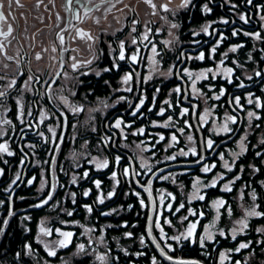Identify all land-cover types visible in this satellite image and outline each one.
I'll list each match as a JSON object with an SVG mask.
<instances>
[{
    "label": "trees",
    "instance_id": "1",
    "mask_svg": "<svg viewBox=\"0 0 264 264\" xmlns=\"http://www.w3.org/2000/svg\"><path fill=\"white\" fill-rule=\"evenodd\" d=\"M204 5L211 8L210 13L204 11ZM259 5H264V0H253L251 5L247 0H192L187 8L162 11L168 16V22L161 27L160 19L148 24L151 29L149 41L156 45L160 53L157 56L159 71L153 73L151 79H146V76L152 45L149 41L140 43L138 40L140 32L146 31V16L133 10L121 26L116 24V29L126 26L127 29L135 27L136 31H126L125 38L115 39L110 46L113 60L108 58L109 50L101 49L98 59L80 70L88 72V75L81 76L71 69L70 64H66L64 72L69 77H78V80L65 79L61 75L54 84L51 83L48 98L51 121L48 126L44 122L47 95L41 97L43 123L40 122L37 127H25L18 118L16 99H23L26 111L29 101L26 92L4 97L0 105V133L6 135H0V143L7 142L14 155L0 153V169H3V175H0V201L3 202L0 204V264H101L96 259L98 255H107V264H152L154 256L157 264H173L156 251L148 236L150 201L145 191L148 184L156 208L153 235L166 253L176 259L219 264L220 252L232 250L240 242L251 241L249 249L239 253L230 251V259H226L224 264H235V261L264 264V244L257 243L264 240V235L256 231L264 227V217L248 218L249 228L244 234H239L236 241L231 239L230 231L237 226L236 221L244 218L245 210L254 204L259 206L257 211L264 212V144L260 143L264 140V109L247 103L249 93L254 94V100L259 97L264 102V39L258 41L242 34L243 31H259L264 37V21L259 18L264 11L258 8ZM150 6L147 3L142 9ZM245 14L250 20L247 24L240 20V16ZM223 20L229 23L224 24ZM134 21L138 23L134 24ZM172 23L178 24V27L174 28L176 36L169 38ZM208 24H211V35L202 31ZM237 29L241 30L240 34L233 36L232 32ZM221 34L226 37L222 42ZM133 38L137 44L131 43ZM121 40L125 42L126 57L139 51L138 63H132L127 58L124 61L116 59ZM164 41L171 43L165 45ZM218 43L216 53L212 54L211 48ZM239 44L244 47L238 48L235 53L230 51L232 46ZM201 52L205 56L202 61L197 59ZM221 61L223 67L234 70L230 78L232 82L229 83V78L220 74L214 76L209 73L208 79L198 81L199 93L194 97L189 87L190 79L184 70L215 69ZM114 63L119 64V71H102L112 68ZM97 71L102 74L96 76ZM256 71L262 75L256 77ZM130 72L133 73V80L128 84L131 92L123 89L122 82L124 75ZM248 76L253 79L248 80ZM240 82L246 87H238ZM177 87L180 88L179 93L174 91ZM221 90H224L223 95H220ZM217 95H220L219 100L214 98ZM61 96L72 98L76 106L83 107V111L72 114L62 106ZM236 96L241 98L243 108L235 104ZM120 97L125 99L117 102ZM141 99L144 100L143 106H139ZM100 102L104 103L100 105ZM105 103L108 107H104ZM96 105L99 110L86 116L84 108ZM138 106L139 111L133 116L132 112ZM161 108L165 109L164 115H159ZM184 108L189 109L187 114H182ZM205 110L210 113V118L202 125L200 116ZM248 111H256L261 119L249 122ZM227 116H236L237 123L229 121L233 131L218 134L212 128L213 123H222ZM27 117L29 113L25 112L23 120ZM117 119L124 122L119 129L115 127ZM4 120H10L11 125L4 124ZM30 121L31 118L27 124ZM165 123L169 124L167 128L161 126ZM140 128H144L143 134L139 133ZM180 129H183L182 133ZM173 134L177 141L171 139ZM161 135L164 140H160ZM188 136H192L193 140L189 141ZM245 136L247 152L234 156L233 153H240L239 143ZM208 139L214 141L211 149L206 147ZM193 148L198 155L192 154L190 149ZM182 151L188 152V155H182ZM221 154L230 165L234 163L233 171L223 167ZM117 156L121 157L118 164ZM172 156L176 159H171ZM99 159L108 160L109 166L97 168L95 160ZM145 163L147 167L142 166ZM212 164L216 167L208 173L203 172L204 166ZM125 168L129 170L127 176ZM254 168L259 171H254ZM85 172L87 177H84ZM113 172L117 174L118 184L112 179ZM220 175L224 176L223 180H218ZM237 175L241 179L231 184L232 191H224L223 185ZM73 176L77 178L76 184L71 182ZM165 176L168 179H163ZM197 179L202 182L197 187L205 196L203 201L191 197ZM213 179L218 180L216 187H204ZM30 180L31 184L28 183ZM96 180L101 182L99 189L95 186ZM88 190L90 195L85 197L83 192ZM109 191H115L116 195L107 198ZM72 193H75V204L72 203ZM101 193L105 196L104 204L98 203ZM253 193L255 200L252 199ZM48 195L53 197L48 204L34 207ZM141 199L147 206L141 205ZM217 200L225 201L219 209L214 206ZM86 204L93 207L91 214L86 212ZM169 204L170 211L167 208ZM180 204H184V208H180ZM68 211H73L74 215L68 216ZM102 212H112V215L104 216ZM192 212L196 214L192 215ZM193 222H198L197 237L204 235L206 228L214 234V242L206 241L205 249L198 243L181 240L178 244L170 239L186 233ZM157 224L163 227V232ZM41 225L52 229L53 235L43 236ZM86 228L93 231L86 233ZM56 229L71 231L75 235L69 247L57 248V256L50 257L44 244L55 246L60 237ZM220 231H224L227 238L220 236ZM127 233L132 235L129 237ZM101 237L103 244L99 243ZM141 237L144 244L140 243ZM80 243L86 246L84 253L78 250ZM26 246L31 247V253Z\"/></svg>",
    "mask_w": 264,
    "mask_h": 264
},
{
    "label": "snow or ice",
    "instance_id": "2",
    "mask_svg": "<svg viewBox=\"0 0 264 264\" xmlns=\"http://www.w3.org/2000/svg\"><path fill=\"white\" fill-rule=\"evenodd\" d=\"M122 2H123V0H99V3H97L96 0H64V9L70 15L66 19L65 17H61L59 15V13H56V20L58 21V23L56 24V28L59 29V31H57L55 33V35H56V40L59 42V45L61 46L60 49H59V52H60L61 55H60L59 59H57V56H55V55H53L51 57V59L54 62V64H58L60 66V70L59 71H55L54 73L50 74L49 78L51 80V83L54 84L56 82V80L61 77V75H63V77L65 79H77L78 80V77H69L66 72H63V67H64V64H65V60L63 59V53L71 51V52H74V53L78 54L79 51H80L78 48L69 49V48L64 47V45H65V35H64V33L65 32H68L70 34V38L72 40H76V39L83 40L86 43L87 50H88V52L91 55L90 59H78L77 55H71L69 57V60L71 61L69 66L71 67V69L74 72H78L79 75H81V76L88 75L89 74L88 72L80 71V70L82 68L89 67L90 65L93 64V62L95 60L98 59V57L95 55V53L93 51V44L98 39V37H95L91 32L85 31L83 28L78 27L76 23H73V21H76L78 23H84L85 19H92L93 18L92 14L94 12H96V11H99L101 7H104L105 8V12L108 13V12H111L112 9L116 7L117 3H122ZM145 2L150 4L153 9L156 8V5L154 3H152V0H145ZM169 2H170V0H169ZM191 3H192V0H182V3H181V5L179 7L180 8H187ZM247 3L249 5H251L253 3V0H247ZM13 4H15L18 8H23L24 5L20 3V0H8L9 15H11V19L13 21H15L16 20V16L13 15L12 12H11ZM49 4H51L54 7L55 6V0H49ZM42 6L45 8V10H48V4H45V0H36L35 8L36 9H40ZM233 7H235V5H233ZM161 8L165 12L171 11L169 9V7H168V4L161 5ZM258 8L261 11H264V5H259ZM3 9H4V3L2 2V0H0V57H3V60H6V61H14L16 63V65H17V68L19 69L18 74L19 75H23L24 74L23 70L20 68V59H19L20 53L17 52L15 55H9L8 54V47L11 46L12 41L15 40L16 37L13 35V33H14L13 25L11 23L7 22L8 21V16L5 15V12L3 11ZM204 11L210 13L211 12V8H209L207 5H204ZM153 14H155V13H153ZM23 18H24V20L26 22L27 21V16H23ZM37 18L39 19V17H37ZM259 18H260L261 21H264V14L260 15ZM240 20H242L245 24L250 22L249 16L247 14L241 15L240 16ZM94 22L97 25H99L101 23L100 18L99 17L95 18ZM60 23H65V27L64 28H60ZM133 23L134 24L138 23V21H134ZM222 23L228 24L229 21L228 20H223ZM5 24H7V28L6 29H5ZM177 27H178V24H176V23H172L171 24V28L174 29V28H177ZM209 28H211V24H208L207 26L203 27L202 31L205 34L211 35L212 33L209 32ZM24 31H25V33L27 32V28L26 27H25ZM117 31H122V29H118ZM131 31L135 32L136 28L133 27L131 29ZM240 31L241 30H239V29L234 30L232 32V35L233 36H237L238 34H240ZM150 32H151V29L147 28V26H146V32L143 35L142 39L145 40V41H149L148 33H150ZM199 34L200 33H194V35H199ZM242 34L244 36L252 37V38H254L255 40H258V41L264 39V37L261 36V33L259 31L253 32V33H250V32H247V31H243ZM112 35H115V33H112ZM170 35H171V33H170ZM32 39H35V37L33 36ZM224 39H226V37H224L221 34L220 42H222ZM88 42H92V43H88ZM131 43L132 44H137V40L135 38H133ZM149 43H151V41H149ZM170 43H171V41H164L165 45H168ZM217 47H219V43L217 44L216 47H212L211 48V53L212 54L216 53ZM243 47H244L243 44L232 46L230 48V51L235 53V52H237L238 48H243ZM50 50H51L52 53H57L58 52V49H57V46H56L55 43L51 46ZM42 51L43 52H48L49 49L48 48H43ZM151 52L153 53V56L151 58V64L153 66H156V65L159 64V61L156 59V57L159 56L160 53L157 51V47H156L155 44L152 45ZM224 55L227 56V53H224ZM43 58L44 57H43V55L41 53H39V52L36 53L35 59L37 61H40ZM126 58L130 59V61L132 63H138L139 60H140V56H139V52L138 51L135 52L134 54H132L130 57H126L125 42L123 40H121L119 42V55H118V57H116V59H118L119 61H124V60H126ZM197 59H199L201 61L204 60L205 59L204 53L201 52L200 55L197 57ZM222 64H223V61H221V65ZM237 66L240 67V65H237ZM9 67H10V65L8 63H4L2 60H0V71H3L5 73L4 75H0V80H5L7 78L6 70L9 69ZM50 67H52V65H50ZM113 69L119 71V64L118 63H114L112 65V68H104L102 71L103 72H110ZM184 71H185L186 75L188 76V78L192 80V89H193L194 92H199V90L196 88L197 81L203 80V79H208V74L209 73H213L212 69H208L207 71L200 72L199 74H195L192 71H189L187 69H185ZM223 71L227 74V78H229V83H231L232 81H231L230 77L233 75L234 70L232 68H225ZM101 74H102L101 71H97L95 73L96 76H100ZM168 74L169 75L171 74V69L169 70ZM216 74L217 73H213V75H216ZM261 75H262V73L260 71H256L255 72V76L256 77H260ZM151 78H152V76L149 75L148 79H151ZM33 79H35V81L37 83H39L40 77H39V75H36V76L29 75L28 79H27V81H25L23 87L25 89L31 90L30 84L33 81ZM247 79L248 80H252L253 77L252 76H248ZM132 80H133V73L130 72V73H127V74L124 75L122 82L124 84H129V82L132 81ZM16 82H17L16 78H12L10 81H8L7 87L8 88H13L16 85ZM44 83L48 84L49 81L45 80ZM50 87H51V85H49V88ZM238 87L244 88V87H246V85L243 82H240ZM125 90L131 92L132 88L128 87ZM69 91H71V89H69ZM157 91H158V89H157ZM174 91L179 93L180 92V88L177 87L176 89H174ZM223 93H224V90H221V94L220 95H223ZM7 95H8V93L6 91L0 90V98H4ZM72 95H75V93L72 92ZM220 95H217L214 98L216 100H219L220 99ZM253 95L254 94H252V93L248 94L247 103L249 105L255 104V106L257 108L264 109V102H262L259 97H256L255 100H254L253 99ZM59 99L62 100L63 103L69 107V110L73 114H78L79 112L83 111V107L82 106H72V105H70L68 103V100H67L66 97L61 96V97H59ZM124 99H125L124 97H120L117 102H119L121 100H124ZM240 99L241 98L239 96H236L234 98V101H235L236 105H239L241 108H243V105L240 104ZM165 103H169V102L165 101ZM143 104H144V100L141 99L140 102H139V106H143ZM18 106H19V109H20L21 123H23V114H24L23 113V105L19 104V102H18ZM139 106L137 107L136 111L132 112L133 116H135L136 113L139 111ZM104 107H108V105L105 103ZM98 110L99 109H92V111H98ZM188 111H189V109L184 108V109H182V114H187ZM164 113H165V109L161 108L160 112H159V115H164ZM29 115H31V113H29ZM205 115H207V113ZM203 118L204 117H202V119ZM247 118H248L249 122H251L252 120H260L261 119L260 115H258V113L256 111H248L247 112ZM66 119H67V117H65V120ZM171 119H172L171 117L168 118L169 121H171ZM229 121L232 124H236L237 123V117L236 116H227L225 122L218 129V134L219 133L228 134V133H231L233 131V129L229 127ZM3 123L11 125V121L10 120H4ZM41 123H43V119L41 120ZM123 123H124L123 120L117 119L116 122H115V127L119 129V128H121V125ZM127 126L131 127V125H127ZM161 126L167 128L169 126V124L165 123V124H163ZM188 127H191V125H188ZM257 127H259V125H257ZM49 131L53 133V136H55V132H54L53 129L50 128ZM93 131H95L94 128H93ZM144 131H145L144 128H140L139 129V133L140 134H143ZM180 131L182 133L183 129H180ZM0 135H6V133H0ZM41 135H43V133H41ZM125 139H126V137H125ZM164 139H165V137L163 135H161L160 136V140H164ZM171 139L173 141H177L176 135L173 134ZM246 139H247V137L245 136L240 141V153H233L234 156H238V155H240L242 153L247 152V147L245 146V143H244V141ZM188 140L192 141L193 137L192 136H188ZM260 143L264 144V140H262ZM213 144H214V141L212 139H208L206 141V147L208 149H211L213 147ZM30 146H32V145H30ZM190 151L192 152L193 155H198V153H197L195 148L190 149ZM0 153H6L9 156L14 155V153L9 150V145H8L7 142L0 143ZM181 154L187 156L188 152H183L182 151ZM258 155H260V153H258ZM170 158L171 159H176L175 156H172ZM115 159H116V162L118 164L120 159H121V157L117 156ZM220 159L224 161L223 167L225 169H227V171H229V172L233 171V168L235 166L234 163L230 165L229 162L224 159L223 154L220 155ZM197 162H199V161H197ZM96 166H97V168H107L109 166V161L108 160H103L102 162L97 163ZM142 166L143 167H147L146 164H143ZM215 167H216V165L212 164L211 166H204L202 170H203V172L208 173V172L211 171L212 168H215ZM253 170L256 171V172L259 171L258 168H254ZM242 171H243V169L241 168V172ZM124 174L126 176L129 174V170L127 168L124 169ZM0 175H3V169H0ZM87 175H88V173L85 172L84 173V177H87ZM116 176H117V174L115 172H113L112 173V179L116 180ZM16 179L17 180L19 179L18 175H17ZM163 179H168V177L165 176V177H163ZM223 179H224L223 175H220L219 178H218V180H223ZM239 179H241V176L237 175L230 183H225L223 185V190L227 191V192L232 191L231 184H234L235 181L239 180ZM218 180L217 179H213L210 184L204 185V187H216V185L218 183ZM71 182L73 184H76L77 183V178L75 176H73ZM116 182H117V184L119 183L118 180H116ZM13 183H15V180L13 181ZM28 183L31 184L32 181L30 180V181H28ZM94 183H95L96 188L99 189L100 185H101V182L99 180H96V181H94ZM201 183L202 182L199 179H197L195 184L193 185L194 192L192 194V199H198V200H201V201H203L205 199V196L200 194V188L197 187ZM145 191H147L149 196H151L152 192H151V187L150 186L145 188ZM83 195L85 197L89 196L90 195V190L83 192ZM115 195H116L115 191H109L107 193V198L110 199V198H112ZM135 195L139 196L140 194L139 193H135ZM168 195L171 196V193H169ZM71 197H72V203L75 204L76 203L75 193H72ZM52 198H53L52 195H48L40 204H37L34 207H38V208L39 207H43L44 205L48 204V202L50 200H52ZM172 199L174 200L175 197H172ZM252 199L253 200L256 199L255 193H253ZM161 201H163V197H161ZM2 203L3 202L0 201V204H2ZM98 203L99 204H104L105 203V196H104L103 193H101L98 196ZM140 203H141L142 206H147V205H145V201L143 199L140 200ZM224 204H225L224 200H217L215 202L214 206L217 207V209H219V207L223 206ZM179 207L180 208H184V204H180ZM258 207H259L258 205L254 204L252 207H250L249 209L246 210L245 217L243 219H240V220L236 221V224H237L238 227H233L230 230L231 231V239L233 241H236L237 236L239 234H244L245 231L249 228L248 218H250V217H264V212L257 211ZM84 208H85V210H86V212L88 214H91L93 212V207L91 205L86 204V205H84ZM167 208L170 211L171 210V205L169 204L167 206ZM153 210L154 211L156 210L155 209V205H153ZM113 211H115V210H113ZM228 211H229V214H230L231 213V209L229 208ZM66 214L71 217V216L74 215V212L73 211H68ZM191 214L195 215L196 213L192 212ZM101 215L109 216V215H112V212H102ZM200 215L202 216L203 213H200ZM185 219H187V217H185ZM166 222L169 223V224L171 223V221H166ZM5 223H7V222L5 221ZM197 223L198 222L191 223L189 225L186 233H181L180 235L172 236V237H170V239L176 241L178 244L181 242V240L188 241L189 243H192V244H197L198 243L199 246L202 249H205L207 247L206 241L214 242V234L211 231H209L208 229H205L204 235L197 237L195 235V231H196V228H197ZM157 227H160V231L161 232L164 231L163 227L160 226L159 224H157ZM55 231L59 234L60 237H62V239H59L58 241H56L55 242V246H50L49 244H44V247L47 249V254L50 257H56L57 256V248L64 249V248L69 247V245L72 243L73 236L75 235L71 231H62L61 229H56ZM92 231H93L92 228H86L85 229L86 233H91ZM256 231L258 233L264 235V227L259 228ZM148 232H149V235H151V227H149ZM40 233L42 235H44V236H52L53 235V230L50 229V228H45L42 225L40 227ZM127 235L130 237L132 234L131 233H127ZM219 235L222 236V237L227 238L224 231H220ZM153 239H155V237H153ZM94 243H95V241H94ZM99 243H101V244L104 243L103 237L100 238ZM140 243L141 244L145 243L143 237H141ZM257 243L264 244V240L257 241ZM156 246L158 248H160L159 244H157ZM251 246H252V242L251 241L240 242L234 249L229 250V251L220 252L219 253V264H224V261L226 259H230V255H229L230 251H234L236 253H239L241 250L249 249ZM26 247L28 248L29 253H31V247L30 246H26ZM168 247L171 248L172 251H175V248H173L171 245H168ZM85 249H86V246H85L84 243H80L78 245V250H79L80 253H84ZM160 251H161V254L167 260L172 261L173 264H200V262L195 261V260L176 259L173 256H171L168 253H166L163 248H160ZM137 255H144V253H137ZM206 255H207V253H206ZM17 256H19V253H17ZM96 259L98 261H100L101 264H107V259H108L107 255H98L96 257ZM152 264H157L155 256L152 258ZM235 264H241V262L240 261H235Z\"/></svg>",
    "mask_w": 264,
    "mask_h": 264
},
{
    "label": "flooded vegetation",
    "instance_id": "3",
    "mask_svg": "<svg viewBox=\"0 0 264 264\" xmlns=\"http://www.w3.org/2000/svg\"><path fill=\"white\" fill-rule=\"evenodd\" d=\"M130 0H123V2H127ZM4 3V9L5 15L8 16V23H11L14 28L13 35L16 37L15 40L12 41L11 46L8 47V54L9 55H15L17 52L20 53V64H25L28 66L27 69L23 70V75H19V69L17 68V65L14 61H6L3 60V57H0V60H2L4 63H8L10 65L9 69L6 70L7 78L5 80H0V90L6 91L8 93L7 96H14L17 94L19 89H23L24 92L29 96V101L26 104L27 110L24 112L31 113L29 117L26 118V120H23V124L25 127H37L40 123L38 114L40 113V105H41V97L42 95H47V98L44 101L45 104V113H44V122L48 126L51 119L49 112L51 111L50 106V88L49 85H51L50 80V74L51 73V67L50 65L53 63L51 57L53 55L57 56V59L60 58V45L59 42L56 40L55 33L59 31V29L56 28V24L58 21L56 20V13H59L61 17H67L70 15L67 13L64 9V0H55V6L53 7L51 4H49V0H45V4H48V10H45V8L42 6L40 9L35 8L36 0H20V3L24 5L23 8H18L15 4L12 5L11 12L13 15L16 16V20L13 21L11 19V15H9V8H8V0H2ZM97 3H99V0H96ZM119 3H117L116 7L112 9L111 12L106 13L105 8L101 7L99 11H96L92 14V19H85L84 23H78L76 21H73V23H76L78 27L83 28L85 31L91 32L95 37H98V39L93 44V51L95 55L98 57L101 53V49L109 50L107 53L109 60L114 59V54L110 51V46L114 43L115 39H123L125 38V33L131 32V27L128 29L125 28L126 26L119 28L122 29V31H117L116 29V23L112 20L111 14L113 15L114 12L117 11V6ZM23 16H27V21L25 22ZM39 17V19L37 18ZM99 17L101 23L97 25L94 21L95 18ZM106 17V18H105ZM110 17L109 23L106 22L107 18ZM27 28V32L25 33L24 29ZM65 23H60V28H64ZM7 28V24H5V29ZM146 32V31H145ZM145 32H140L138 36V40L140 43H144L145 40L142 39ZM112 33H115V35H112ZM65 35V45L64 47L69 49L78 48L80 51L79 53H74L71 51L64 52L63 53V59L65 60V64L63 67V72L66 70V64H70L71 61L69 60V57L71 55H77L78 59H81L82 53L81 51L84 49V46L86 43L83 40L76 39L72 40L70 38V34L68 32L64 33ZM35 37V39H32V37ZM56 44L58 52L52 53L51 52V46L53 44ZM92 43V42H88ZM152 45V43L150 44ZM87 46V45H86ZM43 48H48V52H43ZM84 51V50H83ZM41 53L43 55V59L40 61H37L35 59L36 53ZM139 52V51H138ZM39 64L41 66L47 65V67H40L35 71H32L30 69L31 65ZM21 68V67H20ZM22 69V68H21ZM32 73L33 76L36 74H39L40 80L39 83H37L34 79V85H35V92L32 94H29V90L25 89L23 87L25 81H27L29 74ZM5 73L3 71H0V75H4ZM10 80L12 78H16V85L15 88H8V79ZM9 80V81H10ZM48 80L49 83L45 84L44 81ZM28 91V92H27ZM4 102V98H0V105ZM22 104V103H21ZM18 108V107H17ZM16 110V107H15ZM18 112V111H17ZM48 113V114H47ZM45 114H47V117L45 118ZM18 118H20V115L18 113ZM31 118V121L28 123V119ZM37 121V123H36Z\"/></svg>",
    "mask_w": 264,
    "mask_h": 264
},
{
    "label": "rangeland",
    "instance_id": "4",
    "mask_svg": "<svg viewBox=\"0 0 264 264\" xmlns=\"http://www.w3.org/2000/svg\"><path fill=\"white\" fill-rule=\"evenodd\" d=\"M145 0H143V1H141V0H130V2L129 1H127V2H122V3H119V5L117 6V11L116 12H114L113 13V15L111 14V18H112V20L118 25V26H121L122 25V23L124 22V20H125V18L127 17V15L129 14V13H131L133 10H135V11H138L140 14H142V13H144L145 14V16H146V19H145V25L147 26V28L149 27L148 26V24L153 20V21H155V22H157L159 19H160V27L163 25V23L164 22H168V16L165 14V13H162V11H163V9L162 10H160L161 9V5H163V4H168V7H169V9L170 10H173V11H175V10H179V9H181L179 6L181 5V3H182V0H170V2H169V0H152V3H154L155 5H156V8L155 9H153L151 6L148 8V9H142V6L143 5H146L147 3L146 2H144ZM144 3V4H143ZM122 10V11H121ZM153 13H155V14H153ZM166 18V19H165ZM109 21H110V17L109 18H107V20H106V22L107 23H109ZM150 25V24H149ZM161 28H159V30H160ZM171 33V35H170V37L169 38H173L174 36H176V30L175 29H171V30H169V33L168 34H170ZM169 40V39H168ZM84 48H87V46L85 45V47ZM84 50V49H83ZM81 51V53H82V56H81V59H90L91 58V55H90V53L88 52L87 53V51L88 50H84V51ZM85 53H87L86 55H85ZM85 56V57H84ZM152 56H153V53L151 52V50H150V53H149V55H148V75L146 76V79H148V77H149V75H151L152 76V74L153 73H155V72H158L159 71V64L158 65H156V66H153L152 64H151V58H152ZM156 59H157V57H156ZM53 62V61H52ZM52 65V67H51V73H53V72H55V71H59V65L58 64H54V62L51 64ZM20 67L22 68V70H25V69H27L28 68V66L27 65H25V64H20ZM42 68V67H47V65H45V66H41V65H39V64H35V65H31L30 66V69L32 70V71H35V70H37L38 68ZM225 69V67H223L221 64H218V66L215 68V69H212L213 70V73H217L216 75H218V74H220V75H222L223 77H227V74L223 71ZM188 70V69H187ZM189 71H191V70H189ZM204 71H207V70H204ZM204 71H192L193 73H195V74H199L200 72H204ZM212 73V74H213ZM29 75H33L32 73H30ZM36 75H39V74H36ZM35 75V76H36ZM209 75V74H208ZM216 75H214V76H216ZM10 78L11 77H9V79H8V81L10 80ZM194 78V77H193ZM231 78V77H230ZM200 81V80H199ZM197 85H198V81H197V83H196V88L198 89V87H197ZM189 87H190V90H191V92L193 93V96L194 97H197V93H199V92H194L193 91V89H192V80L190 79V85H189ZM13 88H15V87H13ZM30 88H31V90H29V94H32L33 92H35V85H34V79H33V81L31 82V84H30ZM128 88V84H124V86H123V89L125 90V89H127ZM17 94L18 95H23L24 94V90L23 89H19V91L17 92ZM72 98H67V100H68V103L70 104V105H72V106H76L74 103H73V100H71ZM20 101V102H19ZM22 101H23V99H21V98H19V99H16V103H17V107H18V113H19V115H20V109H19V106H18V102H19V104H21L22 103ZM62 103H63V101H62ZM104 102H100V105H102ZM64 104V103H63ZM99 105V106H100ZM62 106H64V107H66L68 110H69V107L67 106V105H62ZM99 107H97V105L96 106H89V107H87V108H84V113L86 114V116H91L92 114H94L96 111H92V109H98ZM70 111V110H69ZM71 112V111H70ZM23 113L25 114V112H24V108H23ZM72 113V112H71ZM207 113V115H205ZM24 114H23V116H24ZM73 114V113H72ZM78 114H80V112L78 113ZM47 114H45V116H46ZM38 117H39V121L41 122V120H42V118H43V116H41V109H40V113L38 114ZM202 117H204L203 119H202ZM209 118H210V113L207 111V110H205L202 114H201V116H200V121H201V123H202V125H205L206 124V122L209 120ZM50 119H51V116H50ZM225 121H223L222 123H217V122H214L213 123V125H212V128L214 129V130H216L217 132H218V129L222 126V124L224 123ZM39 124V123H38ZM239 146H240V143H239ZM141 154H142V152H140ZM143 155V154H142ZM99 162H102V160H95V164H97V163H99ZM202 163L204 162V160H202L201 161ZM146 164V163H145ZM97 167V166H96ZM192 197V196H191ZM247 210V209H246ZM246 210H245V212H246ZM244 217H245V215H244ZM42 226V225H41ZM43 227H45V226H43ZM236 227H238V226H236ZM46 228V227H45ZM206 229H208L209 231H211L209 228H206ZM44 236V235H43ZM49 237V236H48ZM59 239H62V237H59Z\"/></svg>",
    "mask_w": 264,
    "mask_h": 264
},
{
    "label": "water",
    "instance_id": "5",
    "mask_svg": "<svg viewBox=\"0 0 264 264\" xmlns=\"http://www.w3.org/2000/svg\"><path fill=\"white\" fill-rule=\"evenodd\" d=\"M150 186V184H148L147 185V187H149ZM146 187V188H147ZM147 194H148V192H147ZM148 198H149V201H150V212H149V218H148V229H149V227H151V235H149V232H148V236H149V239H150V241H151V243H152V245L154 246V248L156 249V251L164 258V259H166L162 254H161V251H160V248H158L156 245L158 244L157 243V241H156V239H153V237H154V235H153V222H154V216H155V211L153 210V205H155V201H154V198H153V194H151V196H149V194H148ZM156 209V208H155ZM178 259H180V258H178ZM167 260V259H166ZM186 260H188V259H186ZM167 261H169V260H167ZM195 261H197V260H195ZM169 262H171V263H173L172 261H169ZM198 262H200V261H198ZM200 264H204V263H202V262H200Z\"/></svg>",
    "mask_w": 264,
    "mask_h": 264
}]
</instances>
